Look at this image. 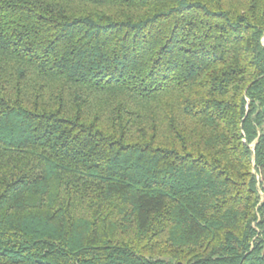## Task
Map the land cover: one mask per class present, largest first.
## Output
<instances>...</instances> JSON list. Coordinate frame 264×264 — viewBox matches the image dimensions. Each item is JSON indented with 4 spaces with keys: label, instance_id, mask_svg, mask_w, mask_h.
I'll use <instances>...</instances> for the list:
<instances>
[{
    "label": "trees",
    "instance_id": "1",
    "mask_svg": "<svg viewBox=\"0 0 264 264\" xmlns=\"http://www.w3.org/2000/svg\"><path fill=\"white\" fill-rule=\"evenodd\" d=\"M263 39L264 0H0V264H264Z\"/></svg>",
    "mask_w": 264,
    "mask_h": 264
},
{
    "label": "built area",
    "instance_id": "2",
    "mask_svg": "<svg viewBox=\"0 0 264 264\" xmlns=\"http://www.w3.org/2000/svg\"><path fill=\"white\" fill-rule=\"evenodd\" d=\"M263 134H264V130H263ZM257 179H258V181H260V177L259 176H257Z\"/></svg>",
    "mask_w": 264,
    "mask_h": 264
},
{
    "label": "water",
    "instance_id": "3",
    "mask_svg": "<svg viewBox=\"0 0 264 264\" xmlns=\"http://www.w3.org/2000/svg\"><path fill=\"white\" fill-rule=\"evenodd\" d=\"M263 113H264V108H263Z\"/></svg>",
    "mask_w": 264,
    "mask_h": 264
},
{
    "label": "rangeland",
    "instance_id": "4",
    "mask_svg": "<svg viewBox=\"0 0 264 264\" xmlns=\"http://www.w3.org/2000/svg\"><path fill=\"white\" fill-rule=\"evenodd\" d=\"M263 43H264V39H263Z\"/></svg>",
    "mask_w": 264,
    "mask_h": 264
}]
</instances>
